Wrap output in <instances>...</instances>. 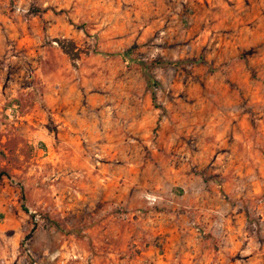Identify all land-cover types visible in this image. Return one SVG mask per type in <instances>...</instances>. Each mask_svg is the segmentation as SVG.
<instances>
[{
	"label": "rangeland",
	"instance_id": "374dc122",
	"mask_svg": "<svg viewBox=\"0 0 264 264\" xmlns=\"http://www.w3.org/2000/svg\"><path fill=\"white\" fill-rule=\"evenodd\" d=\"M170 230L264 256V0H0V264H153Z\"/></svg>",
	"mask_w": 264,
	"mask_h": 264
},
{
	"label": "crops",
	"instance_id": "0c3cea01",
	"mask_svg": "<svg viewBox=\"0 0 264 264\" xmlns=\"http://www.w3.org/2000/svg\"><path fill=\"white\" fill-rule=\"evenodd\" d=\"M170 235L171 237H169L170 239H174L173 241H171L170 243H166L165 245V253L164 255L166 257H169L171 260L169 259H166L164 260L163 259V255L162 254H159L158 257H156V259L153 261V264H194V261H193V258L195 257V255H197L196 253V243H194L193 241H190L191 242V245H193V248L194 250H190L188 248L187 245H181L179 246V236H178V233L177 231L174 232L172 230H170ZM175 235V236H173ZM191 240V238H190ZM188 242V243H190ZM206 244H208V242H205ZM181 247V252H183V256H182V259L181 260H178V261H181V262H175L177 260L174 259V256H173V252L174 250L177 248V247ZM149 252V251H148ZM213 255V252L212 254H207L206 256V261L204 262V264H211L210 262V257H212ZM218 260L217 261H221L224 263V259L222 258L221 255H218ZM246 260L248 261V264H264V256L262 254H259V253H254V254H248ZM148 262V261H147Z\"/></svg>",
	"mask_w": 264,
	"mask_h": 264
},
{
	"label": "trees",
	"instance_id": "16d2710c",
	"mask_svg": "<svg viewBox=\"0 0 264 264\" xmlns=\"http://www.w3.org/2000/svg\"><path fill=\"white\" fill-rule=\"evenodd\" d=\"M59 45L62 49V51L67 54L69 56V58L71 59H74L75 57H77L79 55V49L76 48L75 44L71 41H66V40H59ZM76 49V50H75ZM96 53H100L98 51H96ZM129 53L130 51L129 50H126L122 53H120V57L122 58L123 61H125L126 63H128L127 61L128 60V56H129ZM158 62H153L151 63L150 65L148 66H142L143 68V72L147 78V81L151 84V77H150V74H149V71H150V68L152 67V65H155L157 64ZM178 62H174V63H171V65H177Z\"/></svg>",
	"mask_w": 264,
	"mask_h": 264
}]
</instances>
